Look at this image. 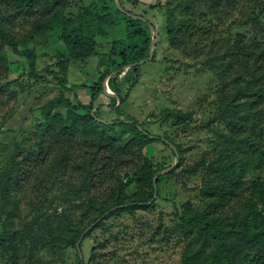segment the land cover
<instances>
[{"label": "trees", "instance_id": "trees-1", "mask_svg": "<svg viewBox=\"0 0 264 264\" xmlns=\"http://www.w3.org/2000/svg\"><path fill=\"white\" fill-rule=\"evenodd\" d=\"M120 3L127 13L145 20L122 13L115 0H92L78 13L71 11L69 0H0V49L26 61V75L10 80L8 57L0 52V114L6 92L23 76L35 85L47 80L38 70L42 56L37 53L36 37L61 32L68 56L56 65L63 71L71 61L94 58L102 69L91 84L71 85L48 67L60 93L39 108L34 126L22 131L0 126V256L4 264H35L42 252L64 253L71 248L78 251L77 259L83 264L82 246L93 232L113 236L110 220L153 208L160 199L161 183L179 174L187 178L201 174L200 193H204L201 210L186 203L163 232L164 240L179 237L184 241L181 263L264 264V0ZM151 28L156 47L148 62H157L160 51L168 46L203 61L212 72L221 61L214 72H224L217 87L216 120L224 123L225 132L211 144L212 157L186 165L179 174L177 169L185 164L180 145L153 135L132 116L118 117L139 83L137 75L144 64L138 63L150 56ZM105 45L110 49L102 51ZM134 64L127 73L137 75L127 76L125 94L118 84L121 75L109 82L121 99L117 106L118 100L105 93L104 82ZM81 89L87 92L88 103L75 95ZM102 95L110 100L111 112L99 104ZM240 106H246L251 115H244ZM61 108L65 114L58 111ZM253 112L256 115L251 117ZM103 114L117 117L106 119ZM169 116L185 127L190 118L168 111L162 120ZM155 143L170 149L172 162L164 166L139 158L134 167L130 165L134 146L142 152ZM175 160L178 168L162 173Z\"/></svg>", "mask_w": 264, "mask_h": 264}, {"label": "rangeland", "instance_id": "rangeland-1", "mask_svg": "<svg viewBox=\"0 0 264 264\" xmlns=\"http://www.w3.org/2000/svg\"><path fill=\"white\" fill-rule=\"evenodd\" d=\"M71 11L78 13L82 6L89 5L92 0H69ZM141 4L150 6L156 4L157 0H139ZM59 30L49 32L45 37H36L34 41L39 45L37 53L42 57L38 59V70L47 80L45 83L29 82L21 78L20 82L6 92V100L3 101L4 109L0 114V126L4 129L22 131L34 126L36 118L40 115V107L47 101L60 93V86H56L57 80L47 69L59 73L67 78L69 84H91L99 71H102L99 59L94 58L85 61H71L65 71L61 65H56L60 59L67 57L63 40L60 38ZM167 49L161 50L158 60L155 63L147 62L139 70V74L120 72L118 84L124 94L128 88L127 76H136L139 83L130 93L126 105L122 108L118 117L124 119L126 116L134 117L139 122L145 123L153 135L167 137L177 145H180L185 155V164L178 168V161L172 165L179 174L186 165L199 163L204 156L212 157V143L217 139L220 132H225V125L217 121L218 85L221 74H217L218 61L213 72L203 61L189 59L183 53ZM110 46L105 45V50ZM8 57L9 77L18 79L26 75L23 57L13 54L10 50L0 49ZM46 55V56H45ZM165 59V60H163ZM106 78V79H107ZM27 80V81H26ZM108 82V87L110 89ZM24 86V88H23ZM71 87V86H69ZM111 90V89H110ZM16 93L17 96H14ZM80 94L75 92L82 103H88L87 92L81 89ZM74 96V92L69 94ZM121 100V99H120ZM99 104L106 109L110 104L108 97L104 95L99 99ZM98 107V106H97ZM106 107V108H104ZM239 107L244 115L251 113ZM263 110V111H262ZM65 114L66 109L58 110ZM172 112L181 116L189 115L185 121L186 127L176 121L175 116H169L162 120L164 113ZM261 111L264 112V106ZM256 115L253 112L252 116ZM106 119L117 117L116 114H103ZM8 123L5 125L4 121ZM264 121V120H263ZM215 147V145H214ZM133 158L130 165L135 166L139 158L151 160L154 164L167 166L172 162L174 156L170 149L163 143H155L147 146L142 152L133 147ZM163 181L160 185V199L156 205L146 211H139L134 216L123 215L120 218L112 219L108 225L112 227L113 236L103 235L97 230L84 241L80 256L83 264H182L181 255L184 248V241L179 237H172L164 240L165 228L171 227L177 218L176 213L182 212L186 203H190L194 209L201 210L204 207V200L200 193L202 176L187 178L185 174ZM246 176H249L247 173ZM245 176V177H246ZM248 178L247 180H249ZM61 211V209H60ZM26 212V210L24 211ZM161 232L158 233V227ZM78 251L74 248L64 253L52 251L42 252L35 264H79L77 259ZM0 264H4L0 256ZM22 264H28L23 262Z\"/></svg>", "mask_w": 264, "mask_h": 264}, {"label": "water", "instance_id": "water-1", "mask_svg": "<svg viewBox=\"0 0 264 264\" xmlns=\"http://www.w3.org/2000/svg\"><path fill=\"white\" fill-rule=\"evenodd\" d=\"M115 3H116L117 8H118L122 13H124V14H126L127 16L133 18L134 20H142V21L145 20V19H143V18H141V17H139V16H136V15H132V14L127 13V12L121 7L120 0H115ZM151 32H152V37H151L152 39H151V47H150V56H149L148 59L140 61V62L138 63V65H143V64H145L146 62L152 60L153 52H154V49H155V47H156V40H155L156 35H155V31H154V29H152V28H151ZM136 65H137V64H134V65H131V66L125 67V68L122 69L121 71H116V72L112 73V74L110 75V77H112V76H114V75H116V74H119L120 72H126V71H128L129 69L134 68ZM110 77H109V78H110ZM109 78H107V79L105 80V82H104V85H103V87H104V91H105V93H106L107 95L112 96V97H115V98L118 100V104H117V106H119V105H121V100H120L119 96H118L116 93H114L112 90H110L109 87H108ZM104 108H106V107H104ZM95 109H96V108H95ZM106 109H109V108H106ZM99 121L103 122V121L100 120V119H99ZM131 123H132V122H131ZM172 168H173V167H171V168L168 169V170H165V171L162 172V173H168ZM157 179H158V175L154 178V186H155V190H157V186H156V181H157ZM156 196H157V191H156V193H155V197H156ZM86 233H87V231H86ZM84 236H85V235H83L82 238H83ZM80 242H81V241L78 242V244H77V248H79V246H80Z\"/></svg>", "mask_w": 264, "mask_h": 264}]
</instances>
